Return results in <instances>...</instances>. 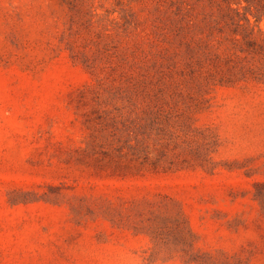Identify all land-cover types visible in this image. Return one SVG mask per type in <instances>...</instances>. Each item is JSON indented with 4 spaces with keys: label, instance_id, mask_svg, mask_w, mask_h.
<instances>
[{
    "label": "rangeland",
    "instance_id": "374dc122",
    "mask_svg": "<svg viewBox=\"0 0 264 264\" xmlns=\"http://www.w3.org/2000/svg\"><path fill=\"white\" fill-rule=\"evenodd\" d=\"M0 264H264V0H0Z\"/></svg>",
    "mask_w": 264,
    "mask_h": 264
}]
</instances>
